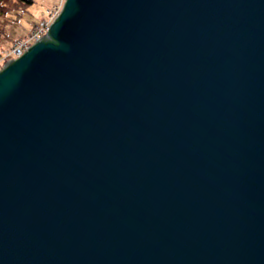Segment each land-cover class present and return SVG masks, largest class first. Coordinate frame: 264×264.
<instances>
[{
	"label": "water",
	"instance_id": "obj_1",
	"mask_svg": "<svg viewBox=\"0 0 264 264\" xmlns=\"http://www.w3.org/2000/svg\"><path fill=\"white\" fill-rule=\"evenodd\" d=\"M0 264H264V0H66L0 70Z\"/></svg>",
	"mask_w": 264,
	"mask_h": 264
},
{
	"label": "rangeland",
	"instance_id": "obj_2",
	"mask_svg": "<svg viewBox=\"0 0 264 264\" xmlns=\"http://www.w3.org/2000/svg\"><path fill=\"white\" fill-rule=\"evenodd\" d=\"M25 13H11L8 18L0 17V49L9 51L15 41L27 38L34 27L51 24L61 13L66 0H34ZM3 54V52H1ZM0 70L5 66L0 55Z\"/></svg>",
	"mask_w": 264,
	"mask_h": 264
},
{
	"label": "built area",
	"instance_id": "obj_3",
	"mask_svg": "<svg viewBox=\"0 0 264 264\" xmlns=\"http://www.w3.org/2000/svg\"><path fill=\"white\" fill-rule=\"evenodd\" d=\"M49 26L50 24L43 23L41 26L34 28L30 36L17 41L10 51L0 54L4 58L3 63H6L11 59H17L18 57H20L27 50V48L31 46L32 43L36 42L40 37L48 32Z\"/></svg>",
	"mask_w": 264,
	"mask_h": 264
},
{
	"label": "trees",
	"instance_id": "obj_4",
	"mask_svg": "<svg viewBox=\"0 0 264 264\" xmlns=\"http://www.w3.org/2000/svg\"><path fill=\"white\" fill-rule=\"evenodd\" d=\"M34 2V0H0V17L8 18L13 12L18 14L25 13ZM1 52L5 53L8 51L0 49Z\"/></svg>",
	"mask_w": 264,
	"mask_h": 264
},
{
	"label": "bare ground",
	"instance_id": "obj_5",
	"mask_svg": "<svg viewBox=\"0 0 264 264\" xmlns=\"http://www.w3.org/2000/svg\"><path fill=\"white\" fill-rule=\"evenodd\" d=\"M33 42H34V41H33ZM34 43H35V42H34ZM34 43H32L31 46H32Z\"/></svg>",
	"mask_w": 264,
	"mask_h": 264
}]
</instances>
